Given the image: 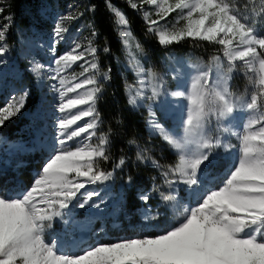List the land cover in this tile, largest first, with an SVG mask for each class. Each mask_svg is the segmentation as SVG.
<instances>
[{
	"label": "snow or ice",
	"instance_id": "1",
	"mask_svg": "<svg viewBox=\"0 0 264 264\" xmlns=\"http://www.w3.org/2000/svg\"><path fill=\"white\" fill-rule=\"evenodd\" d=\"M164 3L167 4V0ZM151 4L159 6L158 0H151ZM132 7L135 8L136 5L133 4ZM176 9H187L186 30L171 35L159 31L158 39L162 45L179 41L185 36L196 37L225 46L224 54L232 60L238 59L249 65L253 61L259 62L260 86L246 102L237 100L234 103L229 98L227 88L221 91L216 87H209L207 83H200L199 80L192 83L191 93L187 96L190 106H187L186 118L180 126L183 131L182 139L174 138V134L161 128L154 115L150 121L163 133L164 140L172 143L176 149H184L190 143L198 146L196 152L180 155L179 164L171 170L184 177L183 182L191 187L198 185L200 170L208 160L210 150L222 147L219 143L213 145L204 139V122L213 113L227 121L235 111L251 113L242 131L237 133L242 145L241 157L238 166L230 172V178L219 189L200 195L198 202L189 208L188 214L177 226L155 236L97 243L76 254H58V241L51 239L45 242L44 230L53 227L54 218L62 217L63 210L72 207L102 210L107 201H95L94 197L99 195L98 192L82 190L87 185L109 181L113 175L112 172L94 168L95 158L107 159L101 146L93 148L91 145H84L75 150L66 147L68 141L95 129L98 114L89 106L70 119L58 121V135L54 137L53 152L42 167V174L38 173V178H34L30 188L16 196H8L0 191V264H264V113L260 112L264 108V51H258V48L264 50V38H259L252 27L241 22L225 0H177L174 6L161 9V20ZM3 11L0 6V13ZM194 13L198 18H193ZM116 15L120 16L122 24L127 23L119 12ZM158 23L159 21H151V25ZM7 27L8 25H4L5 29ZM65 32L67 29L60 23L55 25L53 55L55 46L63 39ZM4 38L5 31L0 30V40ZM79 48L77 44L66 54L53 60L56 68L52 79L58 78L59 83V87H56L58 113L94 104L95 93L99 91L93 87L85 94H80L78 90L96 85V81L87 77L79 82L66 84L60 75L61 68L68 69L85 58V52L79 51ZM6 51V46H0V57ZM86 51L94 54L96 49ZM4 63L6 61L0 59V64ZM91 68L95 69L96 65L92 64ZM88 71L85 67L81 75ZM212 84L215 85L214 80ZM69 93H76L75 98L65 99ZM173 95L182 96L184 93L177 91ZM29 96V91L25 89L10 96L0 106V129L26 109ZM86 117L92 118L86 127L68 131L71 125ZM257 125L259 126L256 127ZM105 143L106 138H102L101 145ZM124 163L121 159L116 167L119 168ZM131 182L129 177L128 183ZM234 195L241 196V207L232 206L228 199H220ZM78 196L80 199L73 204ZM173 198L171 195L164 197L166 200ZM140 199L147 203L150 197L143 194ZM217 206H229L232 210L227 217H222V214L216 212Z\"/></svg>",
	"mask_w": 264,
	"mask_h": 264
},
{
	"label": "rangeland",
	"instance_id": "2",
	"mask_svg": "<svg viewBox=\"0 0 264 264\" xmlns=\"http://www.w3.org/2000/svg\"><path fill=\"white\" fill-rule=\"evenodd\" d=\"M6 1L0 0V6L4 7ZM132 1L148 3L150 5L148 13L156 14L157 18H160L162 8L169 5L174 6L177 2V0H167V4H165L164 0H158L159 6H157L152 5L151 0ZM87 7L85 0H67L66 6L61 9L55 4H48L46 0H37L38 11L35 19L41 24V27L29 26L22 57L27 63V69L32 72L37 82L42 86L37 108L39 126L34 132L40 148L35 149L25 137H20L19 140H7L0 135V191L5 195L16 196L23 193L30 188L34 178H38V173L42 174V167L53 152L54 137L58 135L57 124L60 119H70L72 115L87 110L89 106L94 109V104H90L78 106L65 113H58L56 111L58 102L56 87H59V83L58 78L52 79L56 68L53 60L56 57L66 54L77 44L80 46L79 51L85 52V56L90 53L86 51L87 49L94 48V43L89 38L88 31L92 28V24L87 20L88 14L85 10ZM113 10L115 14L119 12L124 17L116 5L113 6ZM172 13L176 18L186 17L187 9L183 11L176 9ZM5 18H8L6 22L0 23V30L4 31V25L10 22L8 16L5 15ZM193 18H198L197 14L194 13ZM124 20L126 21L125 17ZM116 21L118 37L127 53L120 63L123 66L131 67L135 75L133 83L126 87L129 103L141 106L146 110L148 126L152 132L159 133L163 138V133L150 123L154 115L161 128L174 134L176 139L183 138L180 126L186 118L187 106H190L187 96L191 93L192 83L197 80L221 91L227 88L229 98L234 103L237 100L247 101L248 98L244 97L245 94L241 92L242 90L233 78L230 66L225 63L220 64V58H216L213 63L209 59H203V55L192 49H170L164 50L158 59L153 58L147 64L145 53L138 46L128 22L122 24L120 16L117 15ZM57 23L66 28L67 32L55 46V55H53V30ZM0 46H6L4 39L0 40ZM0 59L6 61V63L0 64V91L2 92L0 106H2L10 96L19 94L26 87L19 84L17 69L8 64L7 55L4 54ZM64 70L61 68L60 73ZM206 77L207 79H205ZM213 80L215 85L212 84ZM78 91L80 94H85L90 90L85 86ZM177 91L183 92L184 95H173ZM75 95L76 93H69L65 99L75 98ZM133 100L135 103H132ZM94 112H96L95 109ZM250 115L252 114L247 111H235L227 121L224 118H218L213 113L204 122L203 137L209 143L213 145L219 143L222 147H213L210 150L208 160L200 170L198 185L191 187L186 185L183 182L184 177L178 172L171 171L163 182L157 184L156 195L152 190H144L141 193V195H149L150 199L147 203L140 199L139 207L134 211L135 222L127 221L126 223L130 230H124L116 210L110 213L107 211L112 190L109 189V182L105 181L87 185L86 189L82 190L98 192L99 195L94 197V200L104 199L107 201L102 210L93 207L85 209L72 207L63 210L62 217L54 218L53 227L44 230L45 242L56 239L61 245L58 254L68 253L66 252L67 246L64 244L69 245L75 242L76 253H79L97 243H112L130 238L155 236L177 226L188 214L189 208L198 202L200 195L222 187L230 178V172L238 166L242 145L237 138V133L242 131L243 125ZM256 115L259 117V113ZM91 120V117L83 118L75 125H71L68 131L78 130L81 126L86 127V124ZM102 138H106V135L96 123L95 129L68 141L66 147L69 150H75L84 145L103 148ZM165 143L170 150L177 154V159L173 161L171 170L179 164L180 155H187L189 152L198 150L195 143L188 144L184 149H176L169 141H165ZM94 168L101 170L97 166ZM23 173H28V176L31 177L27 184L22 177ZM169 195L174 198L172 200L164 199ZM79 199L78 196L73 204L77 203ZM127 217L125 216L124 220Z\"/></svg>",
	"mask_w": 264,
	"mask_h": 264
},
{
	"label": "trees",
	"instance_id": "3",
	"mask_svg": "<svg viewBox=\"0 0 264 264\" xmlns=\"http://www.w3.org/2000/svg\"><path fill=\"white\" fill-rule=\"evenodd\" d=\"M46 1L60 9L64 8L67 2V0ZM85 2L88 6L85 9L88 14L87 20L92 24V28L88 31L89 38L94 43L96 52L89 53L83 60L77 61L60 75L65 79L66 84L76 83L87 77L96 81V85L87 87L89 90L93 87L99 89L95 93L94 109L98 114L96 123L107 138V143L103 144L107 159L96 158L94 166L113 173L108 181L112 197L107 205V211L110 213L116 210L124 230H130L126 223L135 222L134 211L139 207L141 193L144 190H152L155 195L157 194L155 192L157 184L163 182L171 172V165L177 159V154L167 147L159 133L150 130L146 110L129 103L126 87L133 83L135 75L131 67L120 63L127 53L118 37V24L113 6L116 5L123 13L138 46L145 53L147 64L153 58L158 59L164 50L170 49H192L203 55V59H209L213 63L216 58H220V64L225 63L230 66L233 78L246 98L259 89L261 71L258 61H253L249 65L238 59H230L224 54L225 46L215 41L185 36L179 41L162 45L158 39L159 31L171 35L180 33L187 27L186 17L176 18L173 11L161 20L155 17L156 14L148 13L150 5L145 2L132 0H85ZM225 2L241 22L254 29L255 35L264 38V0H225ZM133 4L136 5L135 8L132 7ZM3 9L4 11L0 13V23L6 22L5 15L10 20L4 38L8 64L17 69L19 84L26 87L30 96L26 109L7 122L6 126L0 129V135L7 140H19L20 137H25L35 149H39L34 132L39 126L37 108L42 86L27 69V63L22 57L29 26L41 27L35 19L38 11L37 0H7ZM151 21H159V23L151 25ZM150 27H152L151 31ZM235 46L234 41L233 47ZM258 51L264 50L258 48ZM92 64L96 65L95 69L91 68ZM85 67L89 71L81 75ZM1 94L0 91V100ZM260 112L264 113V108L260 109ZM121 159L125 163L117 168L116 165ZM22 175L25 184L29 183L31 177L28 173ZM129 177L132 179L131 184L128 183ZM125 216H128L126 220H124Z\"/></svg>",
	"mask_w": 264,
	"mask_h": 264
},
{
	"label": "clouds",
	"instance_id": "4",
	"mask_svg": "<svg viewBox=\"0 0 264 264\" xmlns=\"http://www.w3.org/2000/svg\"><path fill=\"white\" fill-rule=\"evenodd\" d=\"M220 199H228L230 204L234 207H241L242 206V198L239 195L229 196V197H220ZM232 208L229 206H217L216 212L222 214V217H227L231 212Z\"/></svg>",
	"mask_w": 264,
	"mask_h": 264
},
{
	"label": "bare ground",
	"instance_id": "5",
	"mask_svg": "<svg viewBox=\"0 0 264 264\" xmlns=\"http://www.w3.org/2000/svg\"><path fill=\"white\" fill-rule=\"evenodd\" d=\"M64 246H67L66 252L71 253V254L76 253L77 247H76V243L75 242H73L72 244H69V245H67V244L65 245L64 244ZM58 247L60 249L61 248V245L58 244ZM62 248H63V244H62Z\"/></svg>",
	"mask_w": 264,
	"mask_h": 264
}]
</instances>
